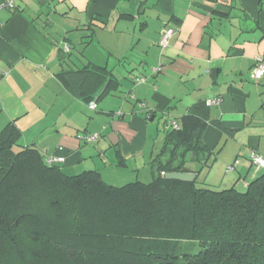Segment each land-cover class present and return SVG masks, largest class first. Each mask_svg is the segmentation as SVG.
I'll use <instances>...</instances> for the list:
<instances>
[{
  "label": "crops",
  "instance_id": "0c3cea01",
  "mask_svg": "<svg viewBox=\"0 0 264 264\" xmlns=\"http://www.w3.org/2000/svg\"><path fill=\"white\" fill-rule=\"evenodd\" d=\"M167 28L175 34L163 48ZM259 60L264 0H0V132L13 124L25 147L64 158L57 166L68 175L96 170L112 185L106 173L122 169L137 181L151 171L158 117L194 116L226 172L206 181L246 189L264 173L248 160L264 158V78L252 76ZM89 63L109 72L95 110L60 76ZM91 134L93 144L80 137Z\"/></svg>",
  "mask_w": 264,
  "mask_h": 264
},
{
  "label": "trees",
  "instance_id": "16d2710c",
  "mask_svg": "<svg viewBox=\"0 0 264 264\" xmlns=\"http://www.w3.org/2000/svg\"><path fill=\"white\" fill-rule=\"evenodd\" d=\"M107 73L89 63L60 76L90 104ZM168 117L152 181L122 187L49 165L13 124L0 132V264H264V173L245 191L208 184L201 175L216 153L203 142L206 123ZM169 172L197 177L168 181Z\"/></svg>",
  "mask_w": 264,
  "mask_h": 264
},
{
  "label": "built area",
  "instance_id": "2783aa9c",
  "mask_svg": "<svg viewBox=\"0 0 264 264\" xmlns=\"http://www.w3.org/2000/svg\"><path fill=\"white\" fill-rule=\"evenodd\" d=\"M10 6H12V3H9ZM175 34V30L171 29V28H167L163 31L162 33V39H161V43L160 45L163 48H166L169 43L171 38L174 36ZM69 48L67 47V50ZM160 69H154V73H157ZM252 76L253 79L256 81H260L261 79L264 78V62L262 60H259L257 66L253 69L252 72ZM145 82V79L143 78H138L136 79V83L140 84ZM221 102V100H212L211 102H209L210 105H217ZM97 107V105L92 102L89 104V108L91 110H95V108ZM168 127L173 128V129H177L178 128V124L171 120L168 124ZM98 138V135H88V136H84L82 137V139L86 142V143H92L94 142L96 139ZM251 162L253 163V165H255L258 169H264V158L260 157L259 155H257L256 153H254L251 156ZM47 163L49 165H54V164H58V163H63L65 161L64 158L62 157H57V156H51L47 158ZM240 164L239 160H236L232 165L227 167V172L231 173L233 171H235L236 167Z\"/></svg>",
  "mask_w": 264,
  "mask_h": 264
},
{
  "label": "rangeland",
  "instance_id": "374dc122",
  "mask_svg": "<svg viewBox=\"0 0 264 264\" xmlns=\"http://www.w3.org/2000/svg\"><path fill=\"white\" fill-rule=\"evenodd\" d=\"M79 48H81V47L79 46L76 49H79ZM93 114H95V113L93 112ZM90 115H92V114H90ZM155 124L158 126V131H159L158 139H157V141H156V143L154 145V151L157 152L160 149V147L162 146V139L164 137V122L162 121V123H161V119H160V117H158L155 120ZM91 135H93V134H91ZM80 137L82 139L83 136L80 135ZM223 157H225L226 159H232V155L229 154V153H225V155ZM221 158H222V155H220V157L218 158V160L214 163L213 168H211V170L209 172H206L205 171V172L202 173L201 179H204L206 181V176L208 174H210L211 177H216L217 179H219V177H221V174H226L225 170L224 169H221V167H220ZM239 159L240 160H243L242 157H239ZM250 159H251V156H249V158H248V160L251 162ZM253 166H255V165H253ZM113 169L114 168H111V170L110 169H108V170H110L109 172H114ZM119 171H120L119 172L120 173V176L119 175H116L115 173H111V175L109 173L110 178H108V174L107 173L104 176H105V178L108 181H110L112 183V185H115V186H118V187L124 186L126 184L132 183V181L133 182L135 181V180H133V179L130 178V176H131L130 173H127V172L123 171L122 169H120ZM149 172H151V171H150L149 167H147L146 168V172H141L140 180L143 179V175H147V174H149ZM228 174H231V173H228ZM152 179H153V177H152V174H151L150 180H146L145 183H148V182L152 181ZM207 183L209 184V182H207ZM238 190L239 191H245V189L242 186H239L238 187ZM194 245H195V243H192V242H179V243H177V247L180 250L187 249L189 246H194Z\"/></svg>",
  "mask_w": 264,
  "mask_h": 264
},
{
  "label": "water",
  "instance_id": "95a60500",
  "mask_svg": "<svg viewBox=\"0 0 264 264\" xmlns=\"http://www.w3.org/2000/svg\"><path fill=\"white\" fill-rule=\"evenodd\" d=\"M164 177L168 181L193 183L196 180L197 175L195 173L169 172V173H166Z\"/></svg>",
  "mask_w": 264,
  "mask_h": 264
}]
</instances>
